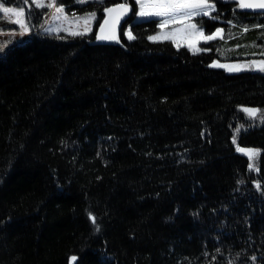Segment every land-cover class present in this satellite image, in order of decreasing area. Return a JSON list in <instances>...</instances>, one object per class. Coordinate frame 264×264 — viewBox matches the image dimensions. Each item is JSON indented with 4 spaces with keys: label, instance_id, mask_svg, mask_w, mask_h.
<instances>
[{
    "label": "trees",
    "instance_id": "1",
    "mask_svg": "<svg viewBox=\"0 0 264 264\" xmlns=\"http://www.w3.org/2000/svg\"><path fill=\"white\" fill-rule=\"evenodd\" d=\"M210 2L193 21L223 35L196 52L150 40L136 0H58L97 15L82 35L0 0L32 30L0 58V264H264V71L212 66L264 61V13ZM117 3L118 40L94 43Z\"/></svg>",
    "mask_w": 264,
    "mask_h": 264
},
{
    "label": "snow or ice",
    "instance_id": "2",
    "mask_svg": "<svg viewBox=\"0 0 264 264\" xmlns=\"http://www.w3.org/2000/svg\"><path fill=\"white\" fill-rule=\"evenodd\" d=\"M27 2V0H25ZM37 7H48L54 9L53 16L56 19H65L67 17L64 15V8L58 6L56 0H48L46 3L45 0H34ZM80 2H87V0H80ZM136 3L139 5V11L136 13L140 17H160L158 26L161 29V33L156 36H150L149 39L153 41L169 39L175 42V37L178 32L190 30L193 32H199L203 37L205 42L215 39L222 32L221 29H217V32L204 36L202 29L198 28L197 24L189 23L185 25L183 30H175L173 32L164 33V29L167 25L174 21L184 22L185 20H190L196 16H210L211 11L215 10V5L210 2V0H136ZM240 8H260L264 9V0H238ZM104 11L108 14L107 18L103 20V23L99 25V33L97 34L98 40H118L116 35V26L119 25L121 19L128 14L130 7L128 4L117 3L114 7L105 8ZM0 12H2L6 17L11 14L12 16L17 17L15 20L10 22L20 25L22 28L21 34L27 33L29 31L28 24L21 17H25V11L22 8L14 7H5L3 4H0ZM28 15H31L30 13ZM96 18L95 13H90L89 15L76 18L77 23L83 24V32L70 31V35H82L90 31V23ZM49 31H55V29H49ZM247 31V29H245ZM127 35L128 39H135L132 35V32L129 30L124 33ZM179 46V45H178ZM199 51V49H197ZM264 55V53H262ZM213 67H225L229 71H240L242 70L240 66H229L222 64H213ZM245 67H254L259 71H264V61L259 63L252 62L250 66ZM243 111L247 112L249 116L255 117L257 115L258 109L245 108ZM239 131V130H237ZM242 152H245L250 159H255L259 156V152L251 149H238ZM254 165L250 164L249 168H253ZM259 187V185H258ZM92 222L95 223V217H92ZM254 259V258H253ZM72 260L75 261L76 257L73 256Z\"/></svg>",
    "mask_w": 264,
    "mask_h": 264
},
{
    "label": "rangeland",
    "instance_id": "3",
    "mask_svg": "<svg viewBox=\"0 0 264 264\" xmlns=\"http://www.w3.org/2000/svg\"><path fill=\"white\" fill-rule=\"evenodd\" d=\"M76 1L80 2V0H76ZM91 1H94V0H87V2H91ZM95 1H103V0H95ZM31 2L33 3V5L35 7H37L34 0H31ZM45 2L47 3L48 0H45ZM87 2H83V3H87ZM56 3L58 6H62V5L58 4V0H56ZM80 3H82V2H80ZM0 4H2V3H0ZM3 6L14 7V6H6L4 4H3ZM62 7L64 8V15L67 17V20L56 19L53 16L54 9L48 8V7H42V8L47 9V14L43 18V21L40 25V30L42 32H45V33H61V32H64V33L69 34L70 31L83 32L82 22L77 23L76 20L73 19V17L82 18V17H85L89 14L81 15V16H72L66 12L64 6H62ZM14 8H20V7H14ZM38 8H41V7H38ZM22 9H24V8H22ZM215 10H216V6H215ZM24 11H25V9H24ZM138 11H139V5H138ZM214 11H211V14ZM136 18H137L136 20H141V19H145V18H149V17H140L137 15ZM194 18L195 17L191 18L190 20H185L184 22L174 21V22L170 23L169 25H167L163 31H164V33H169V32H173L175 30H183V29H185V25H187L189 23H195L196 24V22L193 21ZM15 19H17V17L12 16L11 14H9V16L6 17L2 12H0V58H3L5 56L7 50L11 46H13L14 44H17V43H21L25 40H28L32 35V30L30 29L29 25H28L29 31L27 33L21 34L22 28L20 27V25L13 23V22H10L11 20H15ZM20 19H24L25 22L27 23L26 14H25V17H21ZM96 22H97V15H96V18L89 25L91 30L85 34H89L92 32V30L95 27ZM198 28L202 29L200 26H198ZM49 29H55V31H49ZM129 30H130V28H127L126 32ZM202 31H203L204 36L211 35V34H207L203 29H202ZM215 32H217V31H215ZM160 33H161V29L158 33H156L153 36H156ZM222 35H223V31L217 37H220ZM204 42H205V40L199 34V32H193L190 30H185V31H180L177 33L174 43L176 46L179 45L178 47L185 46L188 49L197 52V49H199V51L202 49L201 44ZM215 64H222V65H229V66H240L242 69L240 71H229L225 67H220V68L226 69L230 73H239V72L249 70L248 67H245L247 65L241 64V63L216 61Z\"/></svg>",
    "mask_w": 264,
    "mask_h": 264
},
{
    "label": "water",
    "instance_id": "4",
    "mask_svg": "<svg viewBox=\"0 0 264 264\" xmlns=\"http://www.w3.org/2000/svg\"><path fill=\"white\" fill-rule=\"evenodd\" d=\"M237 1H238V0H237ZM245 9H247V10H249V11H253V12H261V13H264V9H260V8H255V9H253V8H245ZM128 18H129V12H128V14H127L126 16H124V17L121 19L119 25H117L116 28H119L120 26H122V24L126 23V21H128ZM98 33H99V32H98ZM100 41H101V40L96 39V41H94V43H99ZM240 149H250V148H244V147H241ZM238 152L241 153L242 155L248 156V155L245 154V152H242V151H240V150H239ZM76 260H77V258H76ZM76 260L73 261L72 258H71V264H75Z\"/></svg>",
    "mask_w": 264,
    "mask_h": 264
}]
</instances>
